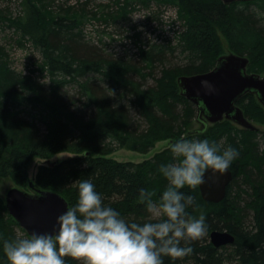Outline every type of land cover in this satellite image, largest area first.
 Returning a JSON list of instances; mask_svg holds the SVG:
<instances>
[{
    "label": "trees",
    "instance_id": "trees-1",
    "mask_svg": "<svg viewBox=\"0 0 264 264\" xmlns=\"http://www.w3.org/2000/svg\"><path fill=\"white\" fill-rule=\"evenodd\" d=\"M92 1L23 0L24 16L12 19L22 38L40 52L39 67L49 80L16 70L0 46V179H11L26 190H55L69 206L77 202L79 180L91 179L105 204L128 221L143 223L166 218L158 203L168 184L161 166L174 159L172 142L207 138L231 145L239 155L230 166L234 175L222 201L205 200L199 185L180 189L194 197L186 210L193 218L203 215L207 231L191 241L190 254L165 256L164 264H264V130L228 119L210 123L206 130L194 128L197 107L182 95L178 83L182 75L215 67L224 52L223 37L232 52L249 57V72L264 74V0H166L178 5L183 24L174 33L178 38L136 42L141 51L134 59L109 54L107 47L86 37L85 17H96L99 11ZM131 3L119 1L108 9L113 21L109 28L127 18ZM151 19L150 30L159 17ZM238 104L248 118L264 122V106L255 95L245 94ZM161 141L168 145L140 162L111 156L121 148L147 154ZM60 152L71 155L46 162ZM37 159L40 164L31 177ZM141 188L157 203L152 212ZM217 229L228 230L235 241L216 247L210 234ZM18 235L30 234L0 194V264H10L3 240ZM79 263L65 256V264Z\"/></svg>",
    "mask_w": 264,
    "mask_h": 264
},
{
    "label": "clouds",
    "instance_id": "clouds-1",
    "mask_svg": "<svg viewBox=\"0 0 264 264\" xmlns=\"http://www.w3.org/2000/svg\"><path fill=\"white\" fill-rule=\"evenodd\" d=\"M201 123L206 130L207 122ZM169 147L174 159L161 166L168 184L158 203L166 218L130 222L104 203L91 179H80L77 202L56 217L53 231L3 240L10 264H65V256L82 258L83 264H164L165 256L190 254L191 241L203 237L207 226L203 215L193 218L186 210L194 197L180 189L202 184L209 169L224 174L239 153L207 138H181ZM140 193L149 212L157 208L151 192Z\"/></svg>",
    "mask_w": 264,
    "mask_h": 264
},
{
    "label": "water",
    "instance_id": "water-1",
    "mask_svg": "<svg viewBox=\"0 0 264 264\" xmlns=\"http://www.w3.org/2000/svg\"><path fill=\"white\" fill-rule=\"evenodd\" d=\"M225 3L249 0H223ZM249 59L229 52L218 58L215 67L205 73L183 75L178 79L181 93L197 107L198 122L217 123L224 119H232L247 129H259L244 116L237 102L247 93L257 97L264 106V74L248 72ZM207 81V85L203 82ZM201 129L205 125L201 123ZM233 171L229 168L224 174L205 172V179L199 185L203 198L207 201L219 202L227 193L233 179ZM32 185V183H31ZM38 193H30L17 186L11 187L5 194L9 213L26 227L30 233L51 232L56 224V217L69 207L68 200L54 190L35 189ZM215 244L231 242L234 237L228 231L216 230L212 234Z\"/></svg>",
    "mask_w": 264,
    "mask_h": 264
},
{
    "label": "rangeland",
    "instance_id": "rangeland-1",
    "mask_svg": "<svg viewBox=\"0 0 264 264\" xmlns=\"http://www.w3.org/2000/svg\"><path fill=\"white\" fill-rule=\"evenodd\" d=\"M22 1L0 0V46H3L9 52L10 62L16 70L31 74L42 82L47 83L49 80L47 71H42L39 67L42 61L40 52L26 39L22 38L19 29L11 24L12 19H17L25 14ZM47 1L64 2L65 0ZM68 1L74 4L75 2L85 0ZM119 1L122 4L124 2L125 4L132 3L129 6L130 10L128 11L127 18L124 20L121 19L123 17L119 18V27L112 29L108 27L109 22L113 21L107 16V12L110 7L118 5ZM94 2L98 3V7L96 8H99L98 15L94 17L91 13L85 17L83 23L84 26H87L84 29L85 35L87 38L89 37L88 39L93 42L95 41L94 43L99 44V46L103 48L107 47L105 50L109 54L115 53L114 55L116 56L131 57L134 59L137 53L141 51H139L138 45L134 43L141 42L142 40L147 43L152 38L156 42L160 37L168 43L169 39L167 37L172 36V40L170 41H175L178 37V35H174L175 31L183 26L178 16V5L166 0H150L145 3L132 0H95ZM151 17H159V19L157 26L150 30L149 28L153 22ZM115 29L121 33L115 32ZM124 34L130 37L123 38ZM21 43H24V45L22 46ZM223 46V54L232 52L225 37H223ZM249 119L261 130H264V122L255 118ZM193 127L200 128L201 123L194 121ZM259 137L261 138L262 136L260 135ZM167 145L168 141L158 142L156 147L147 154H142L129 148H121L111 154V156L120 161L132 160L140 162L151 157L157 150H161ZM70 155L68 152H60L51 157V160H60ZM39 164L40 161L37 159L30 167L29 172L31 177L36 174ZM14 186L23 189V187L16 185L11 179H0V194L5 198L8 189ZM27 191L37 193L35 189ZM19 233L22 234V231L19 230ZM79 262V264H83V259L80 258Z\"/></svg>",
    "mask_w": 264,
    "mask_h": 264
},
{
    "label": "bare ground",
    "instance_id": "bare-ground-1",
    "mask_svg": "<svg viewBox=\"0 0 264 264\" xmlns=\"http://www.w3.org/2000/svg\"><path fill=\"white\" fill-rule=\"evenodd\" d=\"M223 1V0H222ZM249 1H251V0H249ZM147 2V1H146ZM224 2V1H223ZM233 2H237V1H233ZM225 3V2H224ZM232 3V2H231ZM231 3H226V4H231ZM152 9V8H151ZM89 38V37H88ZM91 38V37H90ZM178 38V37H177ZM95 42V41H94ZM157 42H166V41H164L163 39H161L160 37L157 39ZM106 43V42H105ZM118 49V48H117ZM115 54V53H114ZM237 54V53H236ZM222 55H225V54H222ZM221 55V56H222ZM238 55H240V54H238ZM241 56H244V57H247L248 59H249V57L248 56H245V55H241ZM220 57V56H219ZM249 62H250V59H249ZM249 62H248V65H249ZM248 65H247V70H248ZM212 70V69H211ZM249 72V71H248ZM205 73V72H204ZM252 73H257V72H252ZM261 74V73H260ZM194 75V74H193ZM183 76V75H182ZM179 79V78H178ZM183 95V94H182ZM245 95V94H244ZM244 95H242V96H244ZM185 96V95H184ZM241 96V97H242ZM186 97V96H185ZM240 97V98H241ZM239 98V99H240ZM237 105H239L238 104V102H237ZM240 106V105H239ZM240 108L242 109V111H243V114H244V116L247 118V120H249L253 125H255L254 123H253V121H251L247 116H246V114H245V112H244V109L240 106ZM228 120H231V121H233L234 123H236L237 125H240V124H238L237 122H235L234 120H232V119H228ZM240 126H242V127H244L243 125H240ZM258 127V126H257ZM48 164H53L54 163V161L53 160H51V159H49V160H47L46 161ZM231 169V168H230ZM27 191V190H26ZM55 191V190H54ZM29 192V191H28ZM30 193H32V192H30ZM37 193H38V191H37ZM36 193V194H37ZM225 198V197H224ZM223 198V199H224ZM222 199V200H223ZM222 200H220V201H222ZM219 201V202H220ZM212 202V201H211ZM215 203H217V202H215ZM14 217V216H13ZM19 224H20V222L18 221V220H16ZM20 226L21 227H23L24 229H26L27 230V232L29 233V231H28V229L26 228V227H24L22 224H20ZM217 230H219V229H217ZM214 231H216V230H213L212 232H211V234L214 232ZM220 231H228V230H220ZM229 232V231H228ZM231 233V232H230ZM30 234V233H29ZM211 234H210V238H211V241L213 242V240H212V236H211ZM231 235L234 237V240L233 241H231V242H226V243H222V244H220V245H217V244H215L214 242H213V244L216 246V247H222V246H224V245H228V244H232L234 241H235V236L231 233Z\"/></svg>",
    "mask_w": 264,
    "mask_h": 264
}]
</instances>
